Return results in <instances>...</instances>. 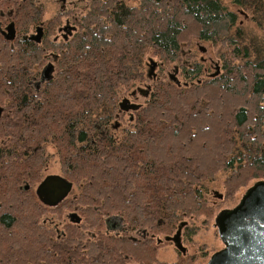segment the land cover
Masks as SVG:
<instances>
[{
	"label": "trees",
	"instance_id": "trees-1",
	"mask_svg": "<svg viewBox=\"0 0 264 264\" xmlns=\"http://www.w3.org/2000/svg\"><path fill=\"white\" fill-rule=\"evenodd\" d=\"M224 1L88 0L64 40L53 35L69 13L45 21L37 0H0L10 9L0 14V264H192L183 254L159 262L156 239L187 235L188 218L213 217L204 184L219 174H227L222 199L264 179V0H227L259 33L237 26ZM9 23L12 42L1 35ZM38 27L39 43L30 39ZM193 40L216 48L219 73L202 77L194 64L182 72L189 84L153 77L117 139L127 113L119 89L144 81L148 56L175 62ZM47 145L76 191L55 208L35 195ZM64 209L80 223L61 233L42 223ZM113 215L126 233H99ZM135 231L145 236L128 237Z\"/></svg>",
	"mask_w": 264,
	"mask_h": 264
},
{
	"label": "rangeland",
	"instance_id": "rangeland-1",
	"mask_svg": "<svg viewBox=\"0 0 264 264\" xmlns=\"http://www.w3.org/2000/svg\"><path fill=\"white\" fill-rule=\"evenodd\" d=\"M125 2L127 6L133 7L137 6L139 0H125ZM37 3L43 7V18L45 21L58 14L69 13L68 16H65L61 19V25L57 27L56 32L53 35V37L56 39H61L60 37L64 34L62 31L57 32V30L61 27V29L64 28V21L66 20L65 18H67V20H69L72 24V21L76 17L82 15L89 6L88 0H66L63 4L61 3V0H37ZM224 3H226L231 11L239 14V10L235 6H232L227 0H225ZM9 11L10 9L0 11V14L3 15V19L7 18ZM238 17L239 19L237 26L243 27L245 29H251L254 33H259L260 30L257 29L248 18L241 14H239ZM2 27L4 31L6 27ZM32 35L34 36L35 33ZM216 52V48H213L209 43L193 40L190 44L184 45L182 47L181 57L175 62L164 63L156 57L148 56L144 64V81L136 83L135 86L129 90L123 88L119 89V104L122 103L124 99H128L130 103L139 104L142 106L148 98V86L150 85L152 79H154L153 77L164 82L176 81L179 82L180 85L189 84L187 80L183 79L182 72L185 69H192L194 64L201 65L203 70L202 77H215L221 68V63L216 56ZM48 66L51 65L46 64L44 69ZM39 84V81L33 82L34 86L38 87ZM131 121V113L127 112L124 114L122 119L117 120L116 125H114L115 122H113L115 131L114 133L117 139L121 138L123 129H127ZM46 155L48 160L43 170L44 177L47 175L61 176L57 154L52 145L46 146ZM226 176V173H221L213 182H206L204 184L208 190L206 198L208 199L210 205L215 207V213L213 217L210 220H196L194 218H188L181 223L182 226H187L189 233L187 235H181L180 243L186 250L184 255L187 258L193 259L192 264H206L212 254L223 248V243L218 235L217 226L215 223L216 216L223 210L235 207L239 203L245 191L254 184L251 183L248 185V187L240 189L232 198L222 199V196L224 195L222 183ZM260 181H264V179ZM72 190L73 191H71L69 196H73L76 193L74 188ZM71 214L76 213L73 212V210L66 209L58 213L49 212L43 215L42 223L45 226L52 228L56 233H61L63 225L67 222H70ZM99 233L119 235L126 232L124 231V223L121 218L119 216L113 215L106 219ZM95 234L96 233L94 232H87V236L89 238H93ZM127 235L130 238L137 239L144 237L145 232H127ZM173 236H175V232L171 236H161L159 239H156L157 259L159 262L174 263L184 258L183 255H181V253L177 250L175 245L172 242L166 240L167 238H172ZM130 260L131 259H127L128 264H146L136 263Z\"/></svg>",
	"mask_w": 264,
	"mask_h": 264
},
{
	"label": "water",
	"instance_id": "water-1",
	"mask_svg": "<svg viewBox=\"0 0 264 264\" xmlns=\"http://www.w3.org/2000/svg\"><path fill=\"white\" fill-rule=\"evenodd\" d=\"M42 34V28L38 27L30 39L39 43ZM1 35L12 42L16 37L14 24L10 23ZM51 72V66L44 69L45 80L49 79ZM119 108L123 112H135L140 105L124 99ZM72 189L73 184L63 176L47 175L36 186L35 195L43 206L55 208L68 198ZM70 222L79 224L80 218L71 214ZM215 223L223 248L212 254L206 264H264V181H257L249 187L235 207L216 216ZM166 240L172 242L181 254L186 253L180 243L179 231Z\"/></svg>",
	"mask_w": 264,
	"mask_h": 264
},
{
	"label": "flooded vegetation",
	"instance_id": "flooded-vegetation-1",
	"mask_svg": "<svg viewBox=\"0 0 264 264\" xmlns=\"http://www.w3.org/2000/svg\"><path fill=\"white\" fill-rule=\"evenodd\" d=\"M65 1L66 0H61V3L63 4V3H65ZM124 3H125V5H126V2H125V0H124ZM66 20L64 21V24H65V26H64V28L63 29H61V28H58V30H57V32H63L64 34L60 37L61 39H64V40H67L69 37H70V35H71V33H72V31L74 30V26H73V24H71V22L69 21V20H67V18H65ZM56 39V38H55ZM203 50V49H202ZM50 75L51 74H49V77H50ZM41 80L42 81H45V79H44V74H43V72H42V74H41ZM179 83V82H178ZM146 96H147V94H146ZM126 105V104H125ZM180 237H181V234H180Z\"/></svg>",
	"mask_w": 264,
	"mask_h": 264
}]
</instances>
